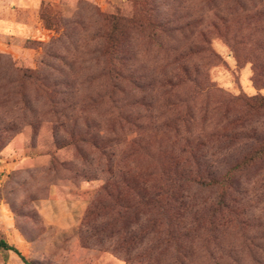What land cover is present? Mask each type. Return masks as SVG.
I'll use <instances>...</instances> for the list:
<instances>
[{
  "label": "rangeland",
  "instance_id": "rangeland-1",
  "mask_svg": "<svg viewBox=\"0 0 264 264\" xmlns=\"http://www.w3.org/2000/svg\"><path fill=\"white\" fill-rule=\"evenodd\" d=\"M15 1L36 29L0 38V239L34 264H264V153L190 181L264 147V0Z\"/></svg>",
  "mask_w": 264,
  "mask_h": 264
},
{
  "label": "trees",
  "instance_id": "trees-1",
  "mask_svg": "<svg viewBox=\"0 0 264 264\" xmlns=\"http://www.w3.org/2000/svg\"><path fill=\"white\" fill-rule=\"evenodd\" d=\"M110 20L111 25V34H109V38L113 37L114 31H119L121 27L126 26L129 23V18L113 15L110 17H107ZM245 104L249 108H264V95H253L250 98L244 99ZM93 146L97 147L98 143H93ZM264 153V147L260 148L257 151H254L250 157H245L239 164L234 165L233 167H230L221 178H214L212 176H209L211 179L209 181H205V179H201L197 177L196 179H193L191 177L190 181L193 182L197 187L205 188V187H211L212 185H217L218 188H221L223 191L227 188V185L229 184V176L233 171L237 170L241 166L247 165L251 163L254 159L260 157ZM127 177L133 176L132 173L126 172ZM208 178V177H207ZM127 178L125 179V181ZM141 180V182L137 185L138 181ZM169 181V179H167ZM175 180L180 181L181 178H176ZM131 189L136 190L137 187L140 188L142 191L140 193L141 198L148 199L149 201H154L156 203H161V200L165 195L169 194L170 189L163 190L164 187H157V189L152 192V190L144 193L143 190L147 189L146 180L139 179L138 177H133V182L131 185H129ZM106 189V186L104 187ZM221 194L219 196L218 202L215 205V208L213 210L214 213L219 214L220 216L213 215L216 220H218V224H226L228 225L233 218H235V211L233 209H228L227 203H223L221 199ZM174 201L178 203L179 211L177 213V218H184L186 215L190 216L193 215L192 213V207L189 206L188 202L184 199L183 195H179V198L175 197ZM163 203L160 204V208H162ZM226 212V213H224ZM194 216V215H193ZM0 250H11L15 252L21 260L25 264H34L30 259L24 257L17 248H15L12 245H8L3 239H0Z\"/></svg>",
  "mask_w": 264,
  "mask_h": 264
},
{
  "label": "crops",
  "instance_id": "crops-1",
  "mask_svg": "<svg viewBox=\"0 0 264 264\" xmlns=\"http://www.w3.org/2000/svg\"><path fill=\"white\" fill-rule=\"evenodd\" d=\"M23 5L25 6L24 10H29L26 8H30L28 3ZM20 10L21 4L19 2L15 0H0V38L6 36L10 38L23 37L36 29L32 22H25L22 19Z\"/></svg>",
  "mask_w": 264,
  "mask_h": 264
}]
</instances>
